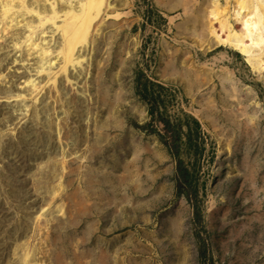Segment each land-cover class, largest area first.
I'll use <instances>...</instances> for the list:
<instances>
[{"label":"rangeland","instance_id":"1","mask_svg":"<svg viewBox=\"0 0 264 264\" xmlns=\"http://www.w3.org/2000/svg\"><path fill=\"white\" fill-rule=\"evenodd\" d=\"M12 1L0 0V264H129L145 248L128 250L125 232L153 225L173 233L146 249L148 264H264V54L252 68L228 44L206 50L208 32H181L204 0L172 11L155 0ZM221 2L242 33L235 0ZM175 68L188 77L169 78ZM138 74L159 82L139 80L149 104L174 123L186 98L208 134L181 147L175 183L168 154L164 174L156 154L113 141L125 117L160 129L132 111ZM136 187L151 198L133 202Z\"/></svg>","mask_w":264,"mask_h":264},{"label":"crops","instance_id":"2","mask_svg":"<svg viewBox=\"0 0 264 264\" xmlns=\"http://www.w3.org/2000/svg\"><path fill=\"white\" fill-rule=\"evenodd\" d=\"M162 13V11H160ZM138 77L136 81L132 83V96H134L133 100H136L133 102L132 108L133 112L137 113L139 116H145L147 114L152 116L153 121L156 123H160V129H154L152 131H146L145 126L137 123V122H128L126 117L123 119L124 121L121 123L122 130H116L115 134V141L117 145L121 146L122 148H128L131 150V155L133 154H143L146 151H149L153 154H156L153 158L154 160V166L156 169H162L163 173L165 174L166 166L159 165V162L163 161L162 164L165 165L166 162V155L169 156V163L170 166L169 169H174V175H173V182H177L181 176L180 169L183 166L182 165V159L180 157V149L183 145H188L190 140L197 141L199 144V140L206 141L208 138V134L204 129L203 123L201 122L200 118L191 111H188L185 108L186 105V98H181L180 106L176 110V114H174L171 118V120H174L171 122L166 117V112L162 108L158 109L157 101H155V104L151 102V104L156 105L153 106L149 104L148 101V95L145 90L142 89V83L139 81L145 77L144 75L138 74ZM146 78V77H145ZM148 79V86L151 84L154 87H158L159 82H156L151 76H147ZM151 79L152 81H150ZM147 85V84H146ZM174 92L176 95V86L174 88L169 87L167 88ZM154 115V116H153ZM170 117V116H169ZM162 119H166L167 123L166 126L161 122ZM182 119V120H181ZM170 121V122H169ZM169 122V123H168ZM175 125V126H174ZM163 126V127H162ZM125 127V128H124ZM120 136H124L125 140H120ZM126 141V142H125ZM129 150V151H130ZM214 155V152H212ZM139 154V155H140ZM129 166H133L134 168H140L142 167L141 164L135 163L131 164ZM136 195L132 197V201L135 200H149L151 197H144V192L140 190L138 187H136L135 190ZM157 193V192H155ZM165 197V193L162 194V198ZM130 200V197H127ZM153 198V197H152ZM156 201L158 200V196L156 198H153ZM126 201H128L126 199ZM130 207V205L128 204ZM132 212L135 211L139 216L141 215L139 211H142L144 209V206H140L137 204L132 203ZM136 207V209H135ZM134 215V214H133ZM149 229H129L125 232L126 239L123 240L125 245L127 246L128 250H133V248H139L142 247L145 248V251H143V255L140 256H134L131 258L129 264H148L149 258L148 253L146 249L156 248L162 245L161 238L163 233L166 234H172L173 232L170 231L171 229H164L163 227H160L159 225H153L151 228L150 226L147 227ZM163 228V229H162ZM176 233V231H175ZM119 239V238H118ZM123 245V244H122ZM146 252V254H144Z\"/></svg>","mask_w":264,"mask_h":264},{"label":"bare ground","instance_id":"3","mask_svg":"<svg viewBox=\"0 0 264 264\" xmlns=\"http://www.w3.org/2000/svg\"><path fill=\"white\" fill-rule=\"evenodd\" d=\"M90 1L92 3L91 5L97 6V8L102 4L101 0ZM155 1L159 6H161L162 8H166L169 11L174 10L178 6L185 7L189 3L188 0ZM10 2L13 1L10 0ZM204 6L206 9L204 8ZM226 10L227 7L226 5H223L221 0H204L202 4H198L193 7V11L189 13V15H187V17L181 23H179V25H177V28L180 29V31L183 33H193L195 31H202L206 33L208 32L210 36L208 39V43L203 44V47L206 50L211 48V43L213 41L214 43L228 44L233 48L237 49L239 53H242L245 57L246 62L250 64L252 68L259 67L261 65L260 57L262 54H264V44L262 45V42H264V0H235L234 8H232L231 10V17H233L234 21L238 22L240 25L242 24V33H237L233 31L234 25L232 24L234 23H232V21H230V18H228L227 16H223L224 13L227 12ZM221 16H223L224 18H221ZM209 18L214 19V21L219 20L221 24V29L223 32H225V35L222 34V31L221 33H217L215 31L212 25L214 23L213 21L210 25L205 22V19L209 20ZM69 34L70 33L65 34V39L67 43L65 45L63 44V53L64 51H67L65 53L67 54L68 61L72 58V54L70 53L69 48L71 50V46L72 49L74 47V45H71ZM203 42H205V39L202 40V43ZM33 45H36V43H33ZM36 46L40 48L38 43ZM254 48L256 49V51H259V53H255ZM48 52L49 50H46L44 49V47H41L40 53L42 56L46 57V55L50 53ZM175 71L176 72L174 74H170L168 77L174 78L175 76V78L179 77L182 79H186V77H188L187 74L182 72V69L179 70L178 68H175ZM157 72L160 76H164L163 67L159 68Z\"/></svg>","mask_w":264,"mask_h":264},{"label":"trees","instance_id":"4","mask_svg":"<svg viewBox=\"0 0 264 264\" xmlns=\"http://www.w3.org/2000/svg\"><path fill=\"white\" fill-rule=\"evenodd\" d=\"M161 122L164 124V126H166L167 120L166 119H162ZM169 123V122H168ZM163 127V126H162Z\"/></svg>","mask_w":264,"mask_h":264}]
</instances>
